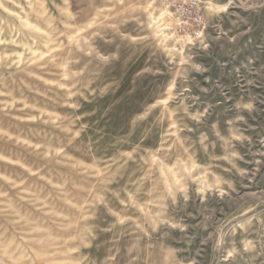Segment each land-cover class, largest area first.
Returning <instances> with one entry per match:
<instances>
[{
	"label": "rangeland",
	"instance_id": "374dc122",
	"mask_svg": "<svg viewBox=\"0 0 264 264\" xmlns=\"http://www.w3.org/2000/svg\"><path fill=\"white\" fill-rule=\"evenodd\" d=\"M0 0V264H264V0Z\"/></svg>",
	"mask_w": 264,
	"mask_h": 264
},
{
	"label": "built area",
	"instance_id": "2783aa9c",
	"mask_svg": "<svg viewBox=\"0 0 264 264\" xmlns=\"http://www.w3.org/2000/svg\"><path fill=\"white\" fill-rule=\"evenodd\" d=\"M171 14L173 27L184 38L199 35L204 26L202 0H161Z\"/></svg>",
	"mask_w": 264,
	"mask_h": 264
}]
</instances>
